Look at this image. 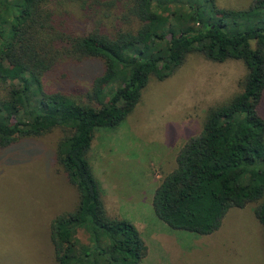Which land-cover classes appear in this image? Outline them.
<instances>
[{
    "label": "trees",
    "instance_id": "obj_1",
    "mask_svg": "<svg viewBox=\"0 0 264 264\" xmlns=\"http://www.w3.org/2000/svg\"><path fill=\"white\" fill-rule=\"evenodd\" d=\"M190 54L240 61L245 74L180 147L152 210L173 230L210 235L230 208L252 204L264 247V0L241 9L217 0H0V150L61 131L55 161L77 193L49 222L54 264H143L147 246L131 222L107 214L88 154L96 129L119 126L150 80L169 78ZM88 66L83 83L73 68Z\"/></svg>",
    "mask_w": 264,
    "mask_h": 264
},
{
    "label": "rangeland",
    "instance_id": "obj_2",
    "mask_svg": "<svg viewBox=\"0 0 264 264\" xmlns=\"http://www.w3.org/2000/svg\"><path fill=\"white\" fill-rule=\"evenodd\" d=\"M251 1L217 3L241 9ZM73 69L83 73V83L85 72L94 70ZM244 74L240 61L214 63L190 54L169 78L150 80L119 126L95 130L88 158L106 212L137 228L148 249L143 264H264L262 230L252 204L230 208L210 235L173 230L151 206L155 188L176 168L180 147L200 132L209 107L238 91ZM259 111L264 118V97ZM61 135L54 130L0 150V264H54L49 222L77 201L55 161Z\"/></svg>",
    "mask_w": 264,
    "mask_h": 264
}]
</instances>
